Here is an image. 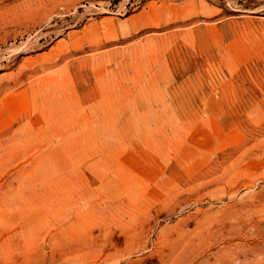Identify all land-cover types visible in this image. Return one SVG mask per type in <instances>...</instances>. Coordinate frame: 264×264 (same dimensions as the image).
Instances as JSON below:
<instances>
[{
	"label": "rangeland",
	"instance_id": "obj_1",
	"mask_svg": "<svg viewBox=\"0 0 264 264\" xmlns=\"http://www.w3.org/2000/svg\"><path fill=\"white\" fill-rule=\"evenodd\" d=\"M0 264H264V0H0Z\"/></svg>",
	"mask_w": 264,
	"mask_h": 264
}]
</instances>
